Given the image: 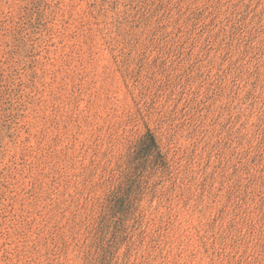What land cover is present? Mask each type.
<instances>
[{
	"label": "rangeland",
	"instance_id": "1",
	"mask_svg": "<svg viewBox=\"0 0 264 264\" xmlns=\"http://www.w3.org/2000/svg\"><path fill=\"white\" fill-rule=\"evenodd\" d=\"M261 3L0 0V264H264Z\"/></svg>",
	"mask_w": 264,
	"mask_h": 264
},
{
	"label": "snow or ice",
	"instance_id": "2",
	"mask_svg": "<svg viewBox=\"0 0 264 264\" xmlns=\"http://www.w3.org/2000/svg\"><path fill=\"white\" fill-rule=\"evenodd\" d=\"M113 7H115V5H113ZM261 8H264V3H261ZM261 119L264 120V113L261 114ZM259 151L261 153H264V144H261L259 146Z\"/></svg>",
	"mask_w": 264,
	"mask_h": 264
}]
</instances>
